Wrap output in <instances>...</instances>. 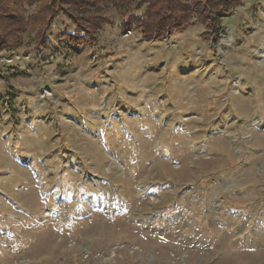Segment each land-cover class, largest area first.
Masks as SVG:
<instances>
[{
    "label": "rangeland",
    "instance_id": "obj_1",
    "mask_svg": "<svg viewBox=\"0 0 264 264\" xmlns=\"http://www.w3.org/2000/svg\"><path fill=\"white\" fill-rule=\"evenodd\" d=\"M113 1L90 46L0 22V264H264V0L161 39Z\"/></svg>",
    "mask_w": 264,
    "mask_h": 264
},
{
    "label": "trees",
    "instance_id": "obj_2",
    "mask_svg": "<svg viewBox=\"0 0 264 264\" xmlns=\"http://www.w3.org/2000/svg\"><path fill=\"white\" fill-rule=\"evenodd\" d=\"M187 1L139 0V4L148 5V9L144 14L139 13L141 11V7L139 6L136 7V11L130 9L134 3L133 0H114L113 4L122 15L124 12L128 13L120 23L122 31L132 32L135 25H138V28L148 37L161 39L170 31L184 30L190 22L191 14L193 12L197 14V11H191V5L184 3ZM209 1L211 3L209 10H212L213 0H207V4ZM240 1L235 0V4H238ZM220 2V0H216L218 8L217 10L214 9L215 16H212L215 19L214 21H217V13L223 9V7H220ZM37 3L40 4L42 17L46 15L52 18L58 11H61L65 12V17L73 21L76 29L75 33L64 35V38L73 46H90L96 44L98 41V32L100 33L106 24L112 23V21H108L101 15L105 6L109 5V0H0V22L3 19L5 22H13L6 23L5 28L8 26L11 28V31L22 33L25 25L21 17V12L25 5L32 7ZM199 5L196 4V6ZM205 18L208 20L210 15L205 14ZM3 31L0 30V43L2 39L4 40V36L2 35ZM0 45L3 48H6L5 46H12L8 45V43Z\"/></svg>",
    "mask_w": 264,
    "mask_h": 264
},
{
    "label": "crops",
    "instance_id": "obj_3",
    "mask_svg": "<svg viewBox=\"0 0 264 264\" xmlns=\"http://www.w3.org/2000/svg\"><path fill=\"white\" fill-rule=\"evenodd\" d=\"M8 117V116H7ZM26 121V119L24 120V122ZM11 124V121H7V122H4L2 123L0 121V133H3V134H6L7 131H8V128H9V125ZM9 149V148H8ZM2 167V166H1Z\"/></svg>",
    "mask_w": 264,
    "mask_h": 264
}]
</instances>
